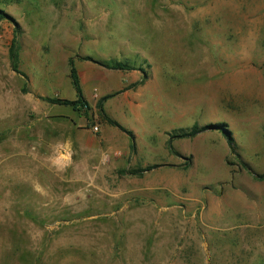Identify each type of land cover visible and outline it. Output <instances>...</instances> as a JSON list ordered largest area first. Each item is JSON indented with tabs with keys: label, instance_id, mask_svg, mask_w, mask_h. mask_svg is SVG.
Returning a JSON list of instances; mask_svg holds the SVG:
<instances>
[{
	"label": "rangeland",
	"instance_id": "374dc122",
	"mask_svg": "<svg viewBox=\"0 0 264 264\" xmlns=\"http://www.w3.org/2000/svg\"><path fill=\"white\" fill-rule=\"evenodd\" d=\"M0 11V264H264V0Z\"/></svg>",
	"mask_w": 264,
	"mask_h": 264
},
{
	"label": "trees",
	"instance_id": "16d2710c",
	"mask_svg": "<svg viewBox=\"0 0 264 264\" xmlns=\"http://www.w3.org/2000/svg\"><path fill=\"white\" fill-rule=\"evenodd\" d=\"M5 14L0 11V19L4 18ZM9 58H10V62H11V66L12 68L16 71L19 72V70H17V65H16V61L18 59V53H17V45H16V39L13 38L12 42L9 46ZM110 65L111 68H115V69H131L130 66H128L125 63L122 62H113L112 64H108ZM69 66H70V71H69V77L71 79V83L73 85V88L75 90L76 93V98L75 99H66V98H49V101L51 103L54 104H58V105H66V106H70L72 107V109L74 111H82L83 108L86 107V100L83 96V92H82V88H81V84H80V79H79V75L77 73V69L74 65V61L72 58L69 59ZM107 96H104L103 98H106ZM98 107L101 110L103 116L105 117V119L107 120L108 123L117 126L118 128H120L121 130H124V128L118 124L115 120L111 119L109 116H107L104 112L103 106H102V101H100L98 103ZM125 131V130H124ZM197 132V128L196 126L193 127V129L190 132L184 133L182 135H194ZM228 140H230V136H227ZM153 166H147V168H145L146 170L151 169ZM143 171V169H137V170H133L130 173L132 174H139Z\"/></svg>",
	"mask_w": 264,
	"mask_h": 264
},
{
	"label": "built area",
	"instance_id": "2783aa9c",
	"mask_svg": "<svg viewBox=\"0 0 264 264\" xmlns=\"http://www.w3.org/2000/svg\"><path fill=\"white\" fill-rule=\"evenodd\" d=\"M92 129H93L94 131H97V130H98V126H97V125H94V126L92 127Z\"/></svg>",
	"mask_w": 264,
	"mask_h": 264
},
{
	"label": "crops",
	"instance_id": "0c3cea01",
	"mask_svg": "<svg viewBox=\"0 0 264 264\" xmlns=\"http://www.w3.org/2000/svg\"><path fill=\"white\" fill-rule=\"evenodd\" d=\"M82 92H83V89H82ZM85 94H84V92H83V96H84ZM35 102V101H34ZM30 105V104H29Z\"/></svg>",
	"mask_w": 264,
	"mask_h": 264
}]
</instances>
